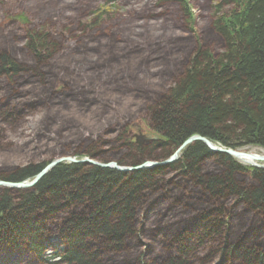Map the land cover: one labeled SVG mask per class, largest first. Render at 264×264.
Wrapping results in <instances>:
<instances>
[{
	"label": "trees",
	"instance_id": "1",
	"mask_svg": "<svg viewBox=\"0 0 264 264\" xmlns=\"http://www.w3.org/2000/svg\"><path fill=\"white\" fill-rule=\"evenodd\" d=\"M19 7L38 25L0 15V180L62 157L162 162L194 136L264 150V0ZM35 117L27 141L10 139ZM136 121L160 140L135 144ZM2 263L264 264V170L201 142L131 173L61 164L32 189L0 187Z\"/></svg>",
	"mask_w": 264,
	"mask_h": 264
},
{
	"label": "water",
	"instance_id": "2",
	"mask_svg": "<svg viewBox=\"0 0 264 264\" xmlns=\"http://www.w3.org/2000/svg\"><path fill=\"white\" fill-rule=\"evenodd\" d=\"M158 140H159V137L157 136L155 138H151V137L144 138L143 136L142 137L136 136V142L139 146H142V144L145 141H158ZM195 142H202L203 144L207 146V148L211 152L217 153V154H224V155L234 158L235 160H240L242 158H248L252 162L262 163L261 165L252 164L251 166L257 169H264V156H254V155L246 154L245 152H241V151H234L231 149L221 148V147L216 146L215 144H213L206 138H203L200 136H194L186 140L183 143V145L172 156H170L167 160H164L162 162H148V163L136 166V167H125V166H119L115 162L103 164V163L91 160L90 158L77 159L73 157H62V158H59L49 163L32 180H27V181L18 182V183L6 182L3 180H0V187L9 188L13 190H27V189L34 188L53 169L65 163L74 164V165L88 164V165L99 167L102 169H113V170L124 172V173L136 172V171H141V170L151 169V168H156V167H163V166L170 165L172 163L177 162L180 159L181 152L186 147H188L189 145Z\"/></svg>",
	"mask_w": 264,
	"mask_h": 264
},
{
	"label": "rangeland",
	"instance_id": "3",
	"mask_svg": "<svg viewBox=\"0 0 264 264\" xmlns=\"http://www.w3.org/2000/svg\"><path fill=\"white\" fill-rule=\"evenodd\" d=\"M0 3H3L5 5V8H6L4 13H1L0 15L3 16L7 21H14L16 23L18 22V24H22L25 22H29V23L32 22V23H34L35 26L38 25L37 21L33 20L30 17V15H28L27 13H24L20 10L19 0H0ZM130 6H132V5H128V7L123 6L122 9L118 8V10L121 13L131 12ZM136 7L138 8L139 6L132 7L133 11H134V9H136ZM17 20H19V21H17ZM204 24H205V20L201 21L200 19H198L196 21V25H195L196 31L198 32V30L200 28H202ZM38 120L39 119L37 117L29 119L28 122L26 123L23 131L17 133L15 136H12L10 139L17 142V143L27 141V136L30 135V133H33L35 131V129L37 128ZM148 128L149 127L146 123H144L142 121H136L132 124V132L131 133L133 136H140V137L143 136L144 138L145 137L146 138H148V137L154 138L155 136L158 137V135L154 134ZM146 142H149V141H145L142 144V146ZM244 150L247 152L250 151L252 153H256L259 156L264 155V150L259 148V147H255V146H251V147L246 148ZM180 157H181V155H180ZM26 162H27V160L25 157L20 158L17 160V165L21 166V165L26 164ZM150 162H152V161H150Z\"/></svg>",
	"mask_w": 264,
	"mask_h": 264
},
{
	"label": "bare ground",
	"instance_id": "4",
	"mask_svg": "<svg viewBox=\"0 0 264 264\" xmlns=\"http://www.w3.org/2000/svg\"><path fill=\"white\" fill-rule=\"evenodd\" d=\"M202 143V142H201ZM205 145V144H204ZM206 146V145H205ZM246 148H249V147H246ZM246 148H243V149H237V150H234V149H231V150H234V151H241V152H245L246 154H249V155H254V156H259V155H257L256 153H252V152H247V151H245L244 149H246ZM226 149H230V148H226ZM262 156H264V155H262ZM238 162L241 164V165H243V166H245V167H250V168H252V164H258V165H261L262 163H259V162H252L250 159H248V158H242V159H240V160H238ZM51 163V162H50ZM53 244H55V245H52V246H59L57 243H53Z\"/></svg>",
	"mask_w": 264,
	"mask_h": 264
}]
</instances>
